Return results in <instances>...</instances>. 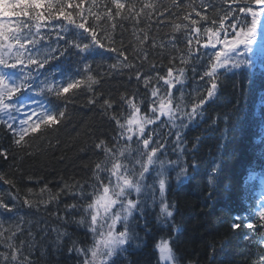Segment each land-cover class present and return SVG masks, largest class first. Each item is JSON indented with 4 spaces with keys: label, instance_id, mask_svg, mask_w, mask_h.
<instances>
[{
    "label": "trees",
    "instance_id": "1",
    "mask_svg": "<svg viewBox=\"0 0 264 264\" xmlns=\"http://www.w3.org/2000/svg\"><path fill=\"white\" fill-rule=\"evenodd\" d=\"M120 2L125 8L117 16L112 0H95V3L61 0V3L81 5L83 16L75 7H66L65 12H71L77 23L86 21L87 27L96 23L91 13L101 14L99 24L103 30L95 29L97 38L106 48L115 47L117 52L101 50L102 57L90 58L89 72L98 81L91 90L82 85L61 97L50 96L59 124L44 125L39 132L26 136V143L21 145L15 143L17 138L6 124H0V202L12 209L9 212L0 207V253L9 257L7 261L0 259V264H82L84 258L75 247L87 248L93 243L87 221L85 224L79 221L91 198L87 193L92 192L91 185L96 183L95 165L104 160V151L97 145L104 141L113 152L130 146L132 156H137V138L127 141L116 120L125 123L130 116L128 99L144 113L151 114L153 106L158 109V103L153 104L157 98L151 93L158 89V95L167 100L168 88L159 77H166L169 68L174 77L179 69L184 70L183 83H176L171 92L173 106L180 104L181 113L187 116L192 106L206 96L210 86L206 84L207 78L201 79L204 63L196 59L200 45L196 44L194 29L200 27L202 36L204 27L219 26L230 9L237 10L243 5V0H203V5L202 0H178L180 7L174 6L173 0ZM147 3L154 4L155 9L144 8L141 12ZM108 9L112 11V20L107 19ZM185 16L189 18L186 20ZM204 16L208 20H203ZM61 20L45 22L59 24ZM192 20L197 24L192 25ZM212 20L217 21L216 25ZM176 24L181 25L179 31L173 30ZM184 25L189 27L186 29ZM68 28V34L60 41L67 52L49 66L59 64L67 76L86 79L83 70L77 75L82 61L75 49L65 44L66 40L75 39L72 26ZM56 31L49 36L48 29L46 40L41 43L53 44ZM105 31L111 35V43L102 39ZM189 36L191 45L187 43ZM205 39L202 37L201 43ZM120 52L123 56L117 59ZM221 73L215 97L203 105L202 117L198 115L191 122L187 118L182 122L185 127L166 134L163 127L148 132L155 136L150 147L157 142L161 145L160 160L168 163L170 169L166 173L171 180V167H177L174 188L168 194L170 206L176 208L175 226L165 229L158 214L145 213L138 223L143 226L142 237L147 243L119 256L113 260L115 264H160L155 242L164 236L172 238L181 264H259L264 257L262 227L254 223L249 228L246 224L245 219L250 217V212H246L251 209L253 199L244 185L245 170L257 167L264 155L263 106L257 111L264 92V77L257 76L249 87L245 76L224 70ZM146 77H151L147 86ZM105 100L111 104L110 108L104 104ZM60 111L65 114L63 118L58 115ZM171 127L168 123L170 130ZM144 137L148 136L144 134ZM185 167L186 174L177 179ZM210 176L212 184H209ZM26 199L31 206L25 204ZM73 204L77 207H69ZM233 222L239 228L234 229ZM13 252L18 261L11 259Z\"/></svg>",
    "mask_w": 264,
    "mask_h": 264
},
{
    "label": "snow or ice",
    "instance_id": "2",
    "mask_svg": "<svg viewBox=\"0 0 264 264\" xmlns=\"http://www.w3.org/2000/svg\"><path fill=\"white\" fill-rule=\"evenodd\" d=\"M112 2L117 9L116 15H121L120 10L125 8V4L120 0H112ZM173 4L180 7L178 0H173ZM254 5L257 8H254ZM66 7L79 9V15L83 16L81 5L65 4L61 3V0H47V2L45 0H0V124H6L8 129L14 132L17 137L15 140L17 145H21L22 142L26 143L25 137L30 133L39 132L42 125L52 126L60 123L52 104L46 99L39 98L45 91L56 97H61L82 85H86L88 90H91L92 85L98 81L89 72L90 58L102 57L101 50L117 52L115 47L106 48L101 39L97 38L98 33L95 29L103 30V26L99 24L102 19L101 14L91 13L89 10L95 16L96 23L92 27H87L86 21L77 23L71 12H65ZM144 8L154 10L155 5L144 4L140 11L143 12ZM167 10L165 9V11ZM138 15L139 13H137ZM150 15L151 13H149ZM160 15H164V12H161ZM106 16L108 20L113 19L111 9L107 10ZM197 16H200V13H197ZM188 18V16L184 17L186 20ZM202 19L206 21L208 17L204 16ZM53 20H61V22L59 24L44 23V21ZM225 20L232 22L225 27ZM64 21L67 24H64ZM216 23V20H212L213 25ZM191 24L196 25L197 21L192 20ZM69 25L72 26L75 39L66 40L65 44L75 49V54L82 61L81 68L77 69V75L83 70L87 73L86 79L67 76L61 71L59 64L45 70V65L58 60L67 52V47L62 48L60 41L68 34ZM43 27L49 29V36L54 29L57 30V39L53 44L41 43L46 40V37L41 33ZM111 27L114 29L115 24H112ZM188 27V25H184V28ZM180 29V24L174 25V31ZM194 31L197 34L196 44L200 45L196 49V52L199 53L196 59L203 60L204 63L201 79L207 78L206 84L210 86L207 87L206 96L194 104L191 112L186 114L189 122L198 115L202 117L203 105L215 97L218 90L217 80L222 74L221 70L245 76L249 87L254 78L264 77V0H243L239 12L230 9L219 21V27L215 30L213 27H204L202 36L200 27H196ZM202 37H206V40L201 44ZM102 39L111 43V35L107 31ZM83 40L88 42L82 43ZM187 43L192 44L190 36ZM189 53L191 55V48ZM119 56H123V52L118 54L117 59ZM124 59L127 60V57ZM181 59L184 62L183 58ZM124 66L131 65L125 64ZM112 67H116V65H112ZM57 71H60L61 74L53 79V73ZM178 72L179 74L174 77L172 68H169L166 77H159L168 88L165 94L167 100L164 96L158 95V89L154 88L151 93L153 97L157 98L153 104L158 103V109L153 106L151 111L153 113L159 111V115L167 116L174 127L176 126V112L183 113L180 104H177L175 108L172 105L171 89L175 87L176 83H183L184 70L179 69ZM139 78L138 74L137 79ZM150 79L151 77L145 78L146 86ZM180 100L182 104V96ZM126 103L131 109L130 116L126 118L125 123H121L119 119L116 120V123L121 129V135L127 141L131 142L133 136L137 137V156H132L133 149L130 146L113 152L112 148H109L104 141L97 145V148H102L104 151V160L95 165L93 176L96 183L91 185L92 192L87 193L91 196V200L86 202V206L83 208L85 215L79 221L80 224H85L87 221L93 243L87 248L75 247L77 254L84 258L83 264H115L113 257L119 252L126 251L124 245L134 238L135 230L129 228L130 219L133 218L134 213H143L144 205L149 199L154 204L157 192L160 216L164 218L173 216V210L165 199L167 191L165 162L160 161L157 157L161 145L157 142L150 147L151 135L144 137L146 125L155 123V120L140 115V108L133 100L128 99ZM104 104L111 107L108 100H105ZM260 106H264V99L259 101L257 111ZM26 108L29 111H24ZM13 112L23 113L24 116L18 120L17 128H13V123H17V117L13 115ZM58 115L63 118L65 114L60 111ZM185 126L183 123L181 124V127ZM177 139L179 140V134ZM260 142L258 139L257 143ZM154 165L158 166V170L153 168ZM150 169L155 171L154 183L146 185L144 181ZM215 171L216 169L213 170V174ZM185 174L186 167L177 174V179ZM258 178L264 180V169L258 172L250 168L245 183L255 182ZM6 182L10 183V181ZM212 183L213 180L210 176L209 184ZM43 191L44 189H41V192ZM132 194H135L136 199L131 198ZM142 195L144 196L143 200L141 199ZM24 202L31 206V202L27 199ZM0 207L9 212L12 211L7 204L2 202H0ZM69 207L75 208L77 205L73 204ZM259 208L264 209V199H261ZM259 218L264 221V210L259 211ZM117 225L122 227L119 232L116 230ZM239 226V224H234L233 228L236 229ZM247 227L253 228L254 225L249 223ZM261 227H264V224ZM73 243L75 244V242ZM156 247L161 264H176L175 254L169 241L161 240ZM0 259L7 261L9 257L0 253ZM11 259L18 261L16 252H13ZM259 264H264V257H261Z\"/></svg>",
    "mask_w": 264,
    "mask_h": 264
},
{
    "label": "bare ground",
    "instance_id": "3",
    "mask_svg": "<svg viewBox=\"0 0 264 264\" xmlns=\"http://www.w3.org/2000/svg\"><path fill=\"white\" fill-rule=\"evenodd\" d=\"M234 223V222H233ZM137 256V255H136Z\"/></svg>",
    "mask_w": 264,
    "mask_h": 264
}]
</instances>
